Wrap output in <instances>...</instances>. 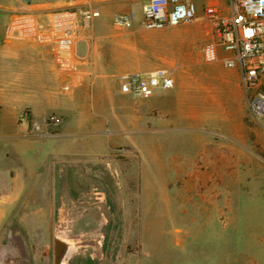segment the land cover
Returning <instances> with one entry per match:
<instances>
[{
  "label": "rangeland",
  "instance_id": "rangeland-1",
  "mask_svg": "<svg viewBox=\"0 0 264 264\" xmlns=\"http://www.w3.org/2000/svg\"><path fill=\"white\" fill-rule=\"evenodd\" d=\"M228 1L218 0L222 11ZM191 24L169 45L180 65L204 43ZM192 95L176 96L175 108L159 102L168 113L140 152L114 143L110 165L55 170L46 191L1 207L0 264L9 247L14 264H54L55 237L72 243L64 264H264V126L244 109L243 131L223 128Z\"/></svg>",
  "mask_w": 264,
  "mask_h": 264
},
{
  "label": "crops",
  "instance_id": "crops-1",
  "mask_svg": "<svg viewBox=\"0 0 264 264\" xmlns=\"http://www.w3.org/2000/svg\"><path fill=\"white\" fill-rule=\"evenodd\" d=\"M7 1L5 5L0 2V208L15 207L27 192L46 191L43 187L49 186L55 170L98 160L110 165L114 143L133 145L140 152L141 145L150 144L146 131L158 130L168 113L157 107L159 102L164 105L161 108H175L173 100L182 92L194 94L202 105L211 103L215 108L209 109L208 117L222 121L223 128L233 124L241 131L245 129L239 71L225 68L222 62L205 63L202 47L194 62L180 65L169 50L171 42L183 34L176 30L180 26L146 31L140 25L141 18L138 20L136 14L139 10L142 17V7L148 0ZM192 1L197 19L190 33L201 35L204 45L211 39V26L202 6L211 0H204V5L202 0ZM215 2L220 7L218 0ZM86 4L98 13L93 22V69L89 74L63 76L54 68L48 47L4 40L5 27L13 14L42 19L56 8ZM118 13L133 16L132 29L124 31L113 26L112 18ZM156 69L168 71L174 81L172 90L141 99L120 93L119 76L147 74ZM188 108L186 116L192 119L196 107ZM23 111L35 121L56 116L59 123L50 129L49 138L32 137L28 125L20 120ZM129 150L136 161L140 160ZM96 251L99 253L98 248Z\"/></svg>",
  "mask_w": 264,
  "mask_h": 264
},
{
  "label": "built area",
  "instance_id": "built-area-1",
  "mask_svg": "<svg viewBox=\"0 0 264 264\" xmlns=\"http://www.w3.org/2000/svg\"><path fill=\"white\" fill-rule=\"evenodd\" d=\"M62 1V0H50ZM203 15L211 26V39L202 46L205 63L222 62L228 69L240 73L245 108L249 116L264 126V0H229L226 11L216 4H207ZM97 10L90 4L72 5L52 10L46 17L13 14L5 27L4 40L30 41L49 48L54 68L63 76L89 74L93 69L90 46L95 40L93 22ZM197 19V8L192 0H148L142 7L141 27L159 31ZM112 24L127 31L135 21L131 14L118 13ZM3 40V41H4ZM0 40V47L2 44ZM119 91L135 99L146 98L156 91H169L174 81L167 70L156 69L147 74L131 73L119 76ZM20 120L28 125V133L36 138H49L50 129L59 119L49 116L33 120L23 111Z\"/></svg>",
  "mask_w": 264,
  "mask_h": 264
},
{
  "label": "water",
  "instance_id": "water-1",
  "mask_svg": "<svg viewBox=\"0 0 264 264\" xmlns=\"http://www.w3.org/2000/svg\"><path fill=\"white\" fill-rule=\"evenodd\" d=\"M54 264H64L72 250V243L60 237L54 239Z\"/></svg>",
  "mask_w": 264,
  "mask_h": 264
},
{
  "label": "bare ground",
  "instance_id": "bare-ground-1",
  "mask_svg": "<svg viewBox=\"0 0 264 264\" xmlns=\"http://www.w3.org/2000/svg\"><path fill=\"white\" fill-rule=\"evenodd\" d=\"M5 252V251H4ZM15 253L12 251V249L9 247L7 257L5 260V264H14V259H15Z\"/></svg>",
  "mask_w": 264,
  "mask_h": 264
}]
</instances>
